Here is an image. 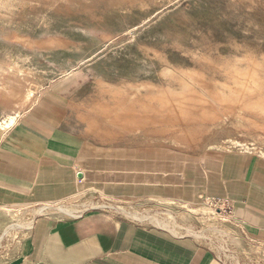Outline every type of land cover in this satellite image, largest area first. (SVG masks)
<instances>
[{
    "label": "rangeland",
    "instance_id": "374dc122",
    "mask_svg": "<svg viewBox=\"0 0 264 264\" xmlns=\"http://www.w3.org/2000/svg\"><path fill=\"white\" fill-rule=\"evenodd\" d=\"M162 66L176 73L162 77ZM254 69L264 76V0H0V124L19 117L44 85H68L86 133L99 144L128 150L138 161L164 152L160 164L131 166L151 167L130 171L143 182L156 183L164 175L184 187L187 168L198 167L208 152L246 151L264 159L263 112L191 105L178 116L174 104L150 99L154 91H174L184 78L192 97L205 93L202 83L213 90L226 84L234 91V72ZM138 83L151 87L136 90ZM249 94L256 98L255 91ZM124 173L113 168L107 174L106 164L99 165L87 183L52 206L31 207L28 194L0 187V220L7 219L0 223V263L18 258L34 214L69 217L103 203L120 216L157 222L178 234L204 227L227 264H251L245 257L251 255L249 242L233 226L231 235L214 233L217 221L202 202L177 203L155 194L140 200L150 193L142 190L129 196L113 188L115 177Z\"/></svg>",
    "mask_w": 264,
    "mask_h": 264
},
{
    "label": "crops",
    "instance_id": "0c3cea01",
    "mask_svg": "<svg viewBox=\"0 0 264 264\" xmlns=\"http://www.w3.org/2000/svg\"><path fill=\"white\" fill-rule=\"evenodd\" d=\"M67 86L41 87L34 102L0 137V187L28 194L31 207L52 206L69 198L96 167L106 164L107 174L113 168L125 171L115 177L114 189L129 196L136 190L150 192L140 200L155 194L177 203L199 204L202 197H226L232 201V226L249 242L257 264L260 259L264 264L263 158L237 150L208 152L198 167L187 168L184 187L175 177L164 175L159 182H143L141 174L130 171L151 167H131L126 164L128 150L123 153L88 136L73 108V88ZM115 155L124 156L117 161ZM156 223L100 209L69 217L34 214L18 258L0 264H227L204 241Z\"/></svg>",
    "mask_w": 264,
    "mask_h": 264
},
{
    "label": "bare ground",
    "instance_id": "6f19581e",
    "mask_svg": "<svg viewBox=\"0 0 264 264\" xmlns=\"http://www.w3.org/2000/svg\"><path fill=\"white\" fill-rule=\"evenodd\" d=\"M173 73H176V70L169 66H162L160 70V76L162 77L172 76ZM181 75L185 76V73L181 72ZM188 78L192 80V83L197 81L193 77ZM186 79L187 78L181 79L180 86H178V88L174 91H154L153 94L150 95V99H158L161 102H169L171 104H174L177 107L178 116L183 115L182 112L185 106L191 105H197L201 109H209L213 108L214 106L237 110H242L245 108H255L258 111L264 113V76H260L259 74H257L255 69L251 71L244 70L234 72L235 83L238 85L236 90L234 91L230 86L226 84H222L220 85L219 89L213 90L210 89L209 85L202 83V87L205 93L193 97L190 92L192 86L187 82ZM133 86L136 90H139L141 87H151L148 86L146 83H138L137 85ZM251 91L256 92V98L254 100H251L250 98L251 96L249 92ZM15 117L16 116H10L6 121L0 124V137L2 136V133L6 132L5 130L8 129L15 122ZM159 153L160 152L154 155L152 159V156H150V159L148 161H138L137 156L129 155L126 164L127 162L129 163V166H138L143 164L146 166H151L152 164H160L161 162H163L162 157L164 156V152L160 154ZM5 193L6 192H3V194ZM1 206L3 208L7 207V205L5 204H1ZM164 215L168 216L170 218L168 220L171 221V215L169 213L166 212L164 213ZM20 220L21 219H19L18 224H20ZM6 221L7 219L2 218L0 220V223L2 224ZM9 226L4 227L3 230L8 228Z\"/></svg>",
    "mask_w": 264,
    "mask_h": 264
},
{
    "label": "built area",
    "instance_id": "2783aa9c",
    "mask_svg": "<svg viewBox=\"0 0 264 264\" xmlns=\"http://www.w3.org/2000/svg\"><path fill=\"white\" fill-rule=\"evenodd\" d=\"M98 201H100V200H98ZM201 202L204 205H206L208 208L211 209L210 214H208V215L211 216V219L214 222L217 221V222H215V224H218L219 225L221 223V225H222L221 227L220 226L218 227V225H215V227L213 229V232L216 233V234H218V231L217 230H219V233H221L223 231H226V232H228L231 235V233H230L231 231L229 232V230L231 228L230 226H232V201L229 200L226 197H208V196H206V197H204L202 199ZM106 207H108V205H104L102 203V205L100 204V206L97 207V208L85 209L83 211H86V210H96V209L106 210L105 209ZM83 211H78L76 214H80ZM106 211H109V210H106ZM110 212L112 214H114L115 216H120L119 214H117V213H115L113 211H110ZM226 222H228V223H226ZM203 229H204V227L201 228L198 231L196 230L195 231L196 234L194 233V234H192V236H194L195 238H197L199 240H201V238L205 239V242L204 243L206 245H208L209 247H211L212 236L210 235V233L208 231H203ZM223 237L226 239L225 236H223ZM223 237H221V238H223ZM227 240H229V239H226V241ZM239 250H241V249H239ZM236 255H239V254L236 253ZM245 257L248 259V261L251 264H257L256 263L257 261L255 260V257L254 256H252V259H251V255H249V256L246 255ZM243 260H244V258H243Z\"/></svg>",
    "mask_w": 264,
    "mask_h": 264
},
{
    "label": "water",
    "instance_id": "95a60500",
    "mask_svg": "<svg viewBox=\"0 0 264 264\" xmlns=\"http://www.w3.org/2000/svg\"><path fill=\"white\" fill-rule=\"evenodd\" d=\"M81 176H82V175H81V173H77V177H79V178H80Z\"/></svg>",
    "mask_w": 264,
    "mask_h": 264
}]
</instances>
